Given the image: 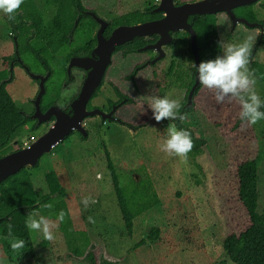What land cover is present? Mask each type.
I'll use <instances>...</instances> for the list:
<instances>
[{"label": "rangeland", "instance_id": "obj_1", "mask_svg": "<svg viewBox=\"0 0 264 264\" xmlns=\"http://www.w3.org/2000/svg\"><path fill=\"white\" fill-rule=\"evenodd\" d=\"M108 1L109 6L106 7L113 6L112 10L118 5L128 10L141 11L154 4V0H122L118 4H114V0ZM35 2L46 22L54 12L52 3H47L46 0ZM252 9L255 12V22L264 25V9L259 3L254 4ZM243 11L236 8L234 13L237 16ZM225 16L229 18L226 13L215 16L221 41L232 44L247 41L249 53L257 46L255 61L264 64V46L258 41V28L239 24L235 29L232 26L230 31L224 32L223 27L219 25ZM8 23L7 17L0 15V83L5 82L14 103L27 117V122L10 139L9 148L14 151L40 137L51 125L38 127L30 117L33 111L32 101L39 88L33 76L41 77L45 74L43 64L31 54H20L18 51L17 59L11 62L8 68L4 65V57H16L18 39ZM175 38L174 46L165 48L167 56L165 55L163 60L160 59L150 66L147 64L151 68H147L148 72L151 73L144 71V77L140 76L145 83L141 79L139 83L137 78V106H147L153 97L167 96L169 99L178 100L180 104L185 99L187 89L181 86L183 80L177 81L174 75L168 79L164 78L172 61L175 62L181 79L188 77L187 73L192 71L191 63H194V59L191 57L187 34H178ZM63 55L64 53L59 51L54 55L55 58L49 56L53 76L47 86L57 92L65 78V72L57 69V66L62 64ZM119 64L120 60L116 59L115 67L119 68ZM153 71L157 75L158 86H155L152 80L151 84L149 83ZM56 72H60L59 80L54 76ZM52 83L55 86L52 87ZM159 86L163 89L160 94L157 89ZM253 88L264 100V85L255 79ZM104 91L101 90L94 100L98 106L104 102ZM193 102L192 108L180 120L181 126L189 130L196 139L206 141L209 158L216 164L218 176L213 178L206 172L205 168L209 164H203L201 157L187 154V159L184 160L165 152L162 146L168 138V128L176 125L172 120L157 123L151 119V110L147 115L149 122L134 127L139 130L127 129L116 123L107 122L103 125L99 118L89 119L85 122L88 130L86 137L74 132L54 147L51 153L42 155L37 166L28 169L39 188L40 196L48 193L44 179V173L48 169L55 170L62 179L64 193L45 201L30 217L43 216L50 225H54L51 228L53 240H44L40 234L29 229L30 241L24 242L23 247L13 249L14 252L10 253L8 247L18 240L0 236V264H28L29 261L31 264L36 261L39 264H89L86 257L91 252L98 263L108 261L113 264H234L224 252L223 240L226 234H238L249 224L247 214L238 199L236 177V165L241 157L239 152L249 146V143L244 145L243 140L237 141L238 135H230L225 128L215 125L219 118L216 117V108L209 89L204 88L197 96L194 95ZM252 126L259 146V210L263 212L264 120ZM107 152L121 185L135 202L139 204V198L152 192L149 183H152L153 192L157 196L158 203L153 208L133 219L130 234L124 226L111 184ZM84 197H90L95 203H90L85 208L81 203ZM59 202L66 204L75 227L71 245L80 249L88 242V246H84L83 255L79 257L69 248L65 232L58 220V213L54 212L55 204ZM153 228L160 229L158 239L137 246ZM42 242L49 244L46 247L39 246ZM31 247L32 256H25L23 252L30 251Z\"/></svg>", "mask_w": 264, "mask_h": 264}, {"label": "trees", "instance_id": "obj_2", "mask_svg": "<svg viewBox=\"0 0 264 264\" xmlns=\"http://www.w3.org/2000/svg\"><path fill=\"white\" fill-rule=\"evenodd\" d=\"M74 0H46L47 3H59L60 7L56 15L47 23H44V17L42 11L38 8L35 0H24L23 4L15 13L13 20H8V24L15 36H17V42L19 46V52L31 54L37 52L48 64L49 56L51 58L61 51L66 42L62 41L58 36L61 32H67L72 25L75 13L72 11V5ZM186 1V0H183ZM260 7L264 9V0L259 3ZM254 4L244 7H239L244 10L241 16L251 22H255V12L252 9ZM237 8V9H239ZM153 8L145 9L143 11H136L132 14L135 22H142L144 19L153 18L156 14L153 12ZM193 27L197 34V45L199 48L200 62L209 59H214L219 55H222V49L219 46L221 41L218 28V20L214 15H204L197 17L193 21ZM260 36V35H259ZM37 38L43 39L42 43H37ZM140 39V38H139ZM260 37L258 38V41ZM260 44L264 46V36L260 40ZM137 47L142 46V42L138 40L136 42ZM124 54L127 53V47L119 48ZM130 52V51H129ZM250 52L248 59L251 57ZM137 55L144 53L136 51ZM192 60L193 56L191 54ZM10 58L4 57V65L8 67ZM134 67V66H133ZM131 67V71L133 69ZM151 70V68H149ZM248 69L253 74L254 78L264 85V64L259 61L248 63ZM148 69L146 68V70ZM144 71H137L136 80L140 83V77ZM176 70L175 62L173 61L168 68V72L165 74V79L174 75L177 81L183 80L181 86H185L187 89V95L194 83V71L188 77L180 78ZM156 73L153 71L149 78L155 86H158L156 82ZM164 81V80H163ZM143 82V80H142ZM145 83V82H143ZM206 88L199 86L195 92L197 96L202 90ZM159 94L163 89L157 87ZM211 91L214 106L216 108V117L219 118V122H215L217 127L225 128L230 135H238L237 141L243 140L245 145L249 143V146L245 147L241 154L240 159L236 165V177L238 185V199L245 210L248 217V227L238 234L231 233L226 234L223 240V249L228 259L234 264H264V211L260 212V168L257 162L259 146L257 143L256 132L252 125L246 121H241L239 113L241 110L238 100L235 98H226L222 104H217L215 101V93ZM95 95V94H94ZM97 95V94H96ZM187 98V97H186ZM184 99L180 104V110L186 103L187 99ZM139 104L136 101L134 104L127 102L119 110V115L126 118L127 121L137 125L143 126L145 122H149L147 117L150 109L147 106H137ZM141 109V110H140ZM264 111V108L261 109ZM133 116V118H131ZM141 116V119H139ZM27 117L23 115V112L16 106L11 95L7 91L6 84L3 83L0 86V153L6 154L11 152L9 143L12 135L23 126L27 120ZM176 127L179 130H186L190 133L193 147L188 154L201 157L202 163L208 162V167L205 168L206 172L211 177L218 176V168L216 164L209 158L207 151V143L204 140L196 139L192 133L183 128L181 123L176 122ZM231 125V126H230ZM252 148V149H251ZM255 149V150H254ZM206 154V155H204ZM108 170L111 176V184L117 197L118 206L121 212L122 220L125 228L129 234L133 229V219L141 213L150 210L158 203L157 196L153 192L152 183H149V189L152 191L146 196L138 199L135 202L132 197L129 196L125 188L121 185L119 176L116 173L114 165L106 153ZM211 157V156H210ZM29 168L21 169L18 173L10 176L0 184V218L8 216V219L0 220V235L4 238L17 239L23 242L30 241V231L26 227V221L39 210L41 204H45V201L51 200L54 195H62L64 193V187L62 179L58 176L55 170L48 169L44 173V179L48 188V193H43L42 196L38 194L39 188L33 181L32 173ZM51 202V201H50ZM137 207H134L133 205ZM24 208V209H22ZM59 214L61 211L65 213L63 222L60 225L63 227L67 244L75 256L83 255V249L88 246L86 242L80 249L71 245V238L75 236V227L70 219V213L67 206L63 202L55 204L54 212ZM68 218V220H67ZM12 225L11 232H9L8 225ZM160 235L159 228H153L150 230L146 238L141 240L137 246H141L147 243V241H156ZM75 240V239H74ZM48 242H42L39 246L46 247ZM33 248L30 251H24L25 256H32ZM8 251L13 253V249L8 247ZM89 264H113L108 261H102L98 263L94 253H88L86 257ZM34 259V257H33ZM28 264H31L30 261ZM33 264H39L37 261Z\"/></svg>", "mask_w": 264, "mask_h": 264}, {"label": "flooded vegetation", "instance_id": "obj_3", "mask_svg": "<svg viewBox=\"0 0 264 264\" xmlns=\"http://www.w3.org/2000/svg\"><path fill=\"white\" fill-rule=\"evenodd\" d=\"M121 1L122 0H114L113 2L114 4L116 3L118 4V3H121ZM195 1L197 0H186V1L174 0V6L176 7L186 2H195ZM159 3H160V0L158 1L154 0V4H151L149 8L154 7L155 9L159 5ZM73 4L74 5H72V11L75 13V17L73 19L72 25L67 32H61L59 33V36H58L62 41L66 42V46L61 50L64 53L63 58H62V64H59V66H57V69H59L62 73L65 72V78L61 82L58 92L54 91L53 88L51 89L49 86H47L49 79L53 76L52 65H49L37 52H33L34 57H36L40 61V63H42L43 66L45 67V74H43L42 76L40 74L42 78L45 77V81H44L45 91L42 94L39 100V103H38L41 116H44V114L49 109L51 108L56 109L58 107L61 109V111L64 114L67 115V117H70V115L73 114V111H72L73 104L76 101V99L79 97L83 89V86L88 77V70L78 67L76 65L70 66V62L72 58H84L90 54V51L98 43V34L104 23H107V24L105 25L103 29L102 36L105 39H108L110 35L119 27L133 26V25L147 22V21L159 20L164 17V13L153 11L156 14L155 17L144 19L142 22H137V21L135 22L132 14L138 10H134V11L128 10L125 7H120L118 5H115L116 8L112 10L113 6H110V8L106 7V6H109L108 0H74ZM254 4L256 5L257 3H254ZM52 5L54 8L53 10L54 12L52 13L51 18H49V20L44 22L45 24H47L56 15L60 7V4L58 2L52 3ZM77 19H78V23L77 25H75ZM98 19L103 20V22L98 21ZM189 19H190L189 21H192L191 18ZM258 30L260 32L259 28ZM178 34L180 35V34H187V33L181 32ZM187 37L190 41L188 34H187ZM159 39H160L159 35H153L148 38H144V37H141L140 39L136 38L121 46V47H124V46L127 47L126 54H124L123 52L119 50V48L121 47H119L112 53L111 61L106 68V71L104 73V76L100 84V87L95 92V95H93L89 99L86 105L87 111H91L95 108H98L101 111L105 112L106 114L112 112V117L106 120H104L101 116H98V115L93 116V117H86L83 122V127L85 129H87L85 127V122L89 119L91 120L94 118H99V120L101 121L103 125L108 122V123L120 124L122 127H125L127 129H130L131 127L133 128L137 127V125L127 121L126 118L120 116L119 110L124 105V103L130 102L134 104L136 102V98L138 94V85L136 83L137 71L138 70L144 71L146 70V68H149V66L152 64L151 61L157 58V56L159 55V52H157L156 50L141 51V49L156 43ZM138 40H140L143 43L141 47H137L136 42ZM34 41H37V43H42L43 39L37 38V40L34 39ZM175 41L172 44L165 46L163 48V52L165 53V48L173 47ZM17 45H18V42H17ZM18 51H19V46H18ZM136 51L144 53V54L137 55ZM13 56L14 55L10 56L9 64L17 59V56L16 57H13ZM116 59L120 60L119 68L115 67ZM146 63H148L149 66ZM51 64H52V61H51ZM131 67H133L132 71H131ZM147 72L148 71H146V73ZM59 75H60V72H56L54 74L57 80H59V77H58ZM142 77H144V74H142ZM36 81L39 85V88L35 94L34 100L32 101L33 111H32V116L30 117L35 122V125H37L38 127H43L45 125L53 124V122L56 120V117L51 116L48 121L42 124H39L38 118H33V115L37 109L36 98L40 91V79H36ZM51 86L53 87L55 86V84L52 83ZM101 90H105L104 95H103L105 96V98H104L103 104L101 106H98L94 103V100L97 98ZM187 96L188 95L186 91V97ZM185 105L186 103L183 105L182 109L184 108ZM182 109L180 110L178 117L180 113L182 112ZM131 118H133V116H131ZM178 119L179 118H176V119H173L172 121H174V123L176 124ZM74 132H78V131L74 130L73 133ZM73 133H71L70 135H72ZM18 149L19 148H17L16 150ZM6 154H9V153H6ZM6 154L0 153V157L5 156ZM0 220H2V218H0ZM1 238H4V237L1 236ZM6 239H9V238H6Z\"/></svg>", "mask_w": 264, "mask_h": 264}, {"label": "water", "instance_id": "obj_4", "mask_svg": "<svg viewBox=\"0 0 264 264\" xmlns=\"http://www.w3.org/2000/svg\"><path fill=\"white\" fill-rule=\"evenodd\" d=\"M260 1L261 0H197L195 2H186L175 7L174 0H160L159 5L154 9V12L164 13L163 18L139 23L133 26L119 27L108 39H105L102 36L103 29L107 24L104 23L98 34V43L90 51V54L84 58H72L70 62V66L76 65L88 70V77L79 97L73 104V114L70 115V117H67L59 107L56 109H49L44 116L40 115L41 113L38 103L45 91V78L33 76L36 79H40V91L36 98L37 109L33 118H38L39 124L48 121L51 116H55L56 120L40 137L34 138L24 147L0 157V183L18 173L21 169L37 166L39 158L42 155L51 153L52 149L73 133L74 130H77L86 137L88 135L87 130L83 127V122L86 117L98 115L104 120L112 117V112L106 114L98 108L87 111L86 105L89 99L100 87L106 68L111 61V55L116 49L136 38H148L153 35H159L160 39L156 43L141 49V51L156 50L159 52L157 58L151 61V63L154 64L167 55L166 52H163V48L172 44L178 33L185 32L190 38V50L193 55L194 63L199 65L200 56L197 45V34L193 27L194 19L204 15L217 16L218 13H226L232 22L233 29L239 24H243L249 28H259L261 40L264 36V25L257 22H251L244 17H238L234 13V9L236 8L249 6L254 3H259ZM189 18H191L192 21H189ZM98 21L103 22L101 19H98ZM257 49L258 47L255 46L252 50L250 63L255 61ZM16 56H18L17 44ZM3 83L5 82L0 83V86ZM199 86H201V84L198 82L195 74L194 83L189 90L186 105L182 109L180 115L184 116L185 113L192 108L194 104V95ZM179 122L180 120L178 119V123ZM133 130H139V128H133ZM8 218V216H5L2 220Z\"/></svg>", "mask_w": 264, "mask_h": 264}, {"label": "clouds", "instance_id": "obj_5", "mask_svg": "<svg viewBox=\"0 0 264 264\" xmlns=\"http://www.w3.org/2000/svg\"><path fill=\"white\" fill-rule=\"evenodd\" d=\"M24 0H0V15L6 16L8 20L15 18L16 11L23 4ZM224 32L230 31L232 22L227 16L220 22ZM223 36V34H222ZM219 46L222 49V55L214 59L201 61L199 65L191 63V68L196 74L198 82L215 93V101L222 104L226 98H235L238 100L241 110L240 120L246 121L250 125H255L258 121L264 120V100L255 92L253 85L255 79L248 70L249 45L247 41L240 44H232L227 41H220ZM148 108L151 110V119L160 123L164 120L183 119L179 115L180 103L176 99L164 97H153ZM193 142L190 133L186 130H177L175 126L168 128V138L162 148L169 154H175L182 159H187V154L191 151ZM20 149V148H19ZM81 203L85 208L90 203H95L90 197H84ZM65 213L61 211L58 214V220L63 222ZM91 220V218H89ZM26 227L40 234L44 240H53V232L49 221L43 216L32 217L26 221ZM11 232L12 225H8ZM24 246L23 241L12 243L13 249Z\"/></svg>", "mask_w": 264, "mask_h": 264}, {"label": "built area", "instance_id": "obj_6", "mask_svg": "<svg viewBox=\"0 0 264 264\" xmlns=\"http://www.w3.org/2000/svg\"><path fill=\"white\" fill-rule=\"evenodd\" d=\"M156 1H158V0H156Z\"/></svg>", "mask_w": 264, "mask_h": 264}]
</instances>
